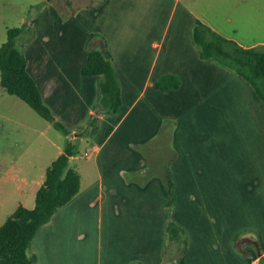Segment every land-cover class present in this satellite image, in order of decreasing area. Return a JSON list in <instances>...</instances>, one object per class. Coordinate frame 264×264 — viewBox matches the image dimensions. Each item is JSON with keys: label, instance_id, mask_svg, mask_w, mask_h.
I'll return each mask as SVG.
<instances>
[{"label": "crops", "instance_id": "crops-1", "mask_svg": "<svg viewBox=\"0 0 264 264\" xmlns=\"http://www.w3.org/2000/svg\"><path fill=\"white\" fill-rule=\"evenodd\" d=\"M41 2L35 35L23 42L27 67L70 140L89 146L86 162L70 157L81 189L36 232L34 264H264V100L242 75L203 58L194 38L201 20L264 49V0ZM91 49L111 53L122 104L80 135L101 98V76L82 71ZM166 73L180 87L159 89ZM54 159L19 178L20 165L5 166L0 226L20 203L34 206ZM170 222L187 234L177 263L165 262Z\"/></svg>", "mask_w": 264, "mask_h": 264}, {"label": "trees", "instance_id": "trees-1", "mask_svg": "<svg viewBox=\"0 0 264 264\" xmlns=\"http://www.w3.org/2000/svg\"><path fill=\"white\" fill-rule=\"evenodd\" d=\"M42 5V2L35 4L37 12ZM35 16L31 17L28 22L20 26L9 27L7 30V39L0 45L1 85L8 93L20 97L41 116L53 122L56 127L68 135L71 131L56 118L44 102L38 83L27 67L23 42L34 36ZM94 36L93 33L92 38ZM194 38L203 58L217 61L242 75L264 100L263 48L244 47L234 39L212 30L201 20H197L195 24ZM82 71L84 74L101 76V98L96 114L86 127L78 132L80 135H88L101 114L118 111L122 104V91L112 55L107 49H91ZM181 84L182 78L175 73L163 74L156 80V86L163 91L176 89ZM77 150V144L69 140L64 151L48 166L45 179L36 192L34 206L30 208L20 203L0 226V264H34V256L29 254V248L36 232L81 189L80 172L70 165V157L75 155ZM164 181L168 194V205L173 208L175 200L170 170L166 171ZM167 232L165 262L177 263L187 250V234L175 222L168 224Z\"/></svg>", "mask_w": 264, "mask_h": 264}, {"label": "rangeland", "instance_id": "rangeland-1", "mask_svg": "<svg viewBox=\"0 0 264 264\" xmlns=\"http://www.w3.org/2000/svg\"><path fill=\"white\" fill-rule=\"evenodd\" d=\"M40 1L42 0H0V45L7 39L9 27L20 26L37 14L35 4ZM19 42L22 43V40L19 39ZM69 140V135L56 127L53 122L41 116L20 97L8 93L1 85L0 72V178L2 182L10 180L9 176L4 177L6 165H20L21 171L16 168L12 171V174H17V178L23 174L35 175L41 166L51 161L50 159L56 158L58 145L65 148ZM75 143L78 149L75 154L78 156L76 162H86L83 155L89 143L87 141Z\"/></svg>", "mask_w": 264, "mask_h": 264}]
</instances>
